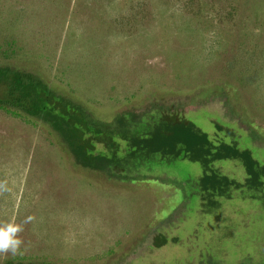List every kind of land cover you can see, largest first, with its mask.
Returning <instances> with one entry per match:
<instances>
[{
  "label": "rangeland",
  "instance_id": "1",
  "mask_svg": "<svg viewBox=\"0 0 264 264\" xmlns=\"http://www.w3.org/2000/svg\"><path fill=\"white\" fill-rule=\"evenodd\" d=\"M0 66L104 121L180 109L264 165V0H0ZM212 167L244 180L237 160ZM202 174L157 154L82 167L39 119L0 108V221L35 217L0 264H264V183L206 208Z\"/></svg>",
  "mask_w": 264,
  "mask_h": 264
},
{
  "label": "trees",
  "instance_id": "2",
  "mask_svg": "<svg viewBox=\"0 0 264 264\" xmlns=\"http://www.w3.org/2000/svg\"><path fill=\"white\" fill-rule=\"evenodd\" d=\"M0 108L20 111L39 119L54 131L82 167L103 169L120 166L126 159H147L157 154L164 160L184 158L199 162L203 174L198 187L206 208L218 204L215 197H229L241 187L260 189L264 165L247 148L213 140L186 119L179 110L155 104L146 110L121 112L111 120L95 117L83 105L59 95L35 73L0 66ZM228 136L230 128L215 123ZM237 160L244 168L243 182L220 174L212 165L218 160ZM4 264L22 263L6 260Z\"/></svg>",
  "mask_w": 264,
  "mask_h": 264
},
{
  "label": "clouds",
  "instance_id": "3",
  "mask_svg": "<svg viewBox=\"0 0 264 264\" xmlns=\"http://www.w3.org/2000/svg\"><path fill=\"white\" fill-rule=\"evenodd\" d=\"M7 180H0V195L10 192ZM34 216H27L22 222L17 223L15 220L0 221V254L8 256L21 255L24 240L21 233L24 231V225L31 223Z\"/></svg>",
  "mask_w": 264,
  "mask_h": 264
}]
</instances>
